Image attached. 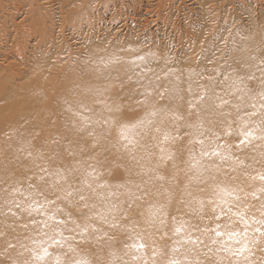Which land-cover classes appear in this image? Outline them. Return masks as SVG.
Masks as SVG:
<instances>
[{"label":"clouds","instance_id":"clouds-1","mask_svg":"<svg viewBox=\"0 0 264 264\" xmlns=\"http://www.w3.org/2000/svg\"><path fill=\"white\" fill-rule=\"evenodd\" d=\"M153 3L27 0L0 264H264V0Z\"/></svg>","mask_w":264,"mask_h":264},{"label":"rangeland","instance_id":"rangeland-1","mask_svg":"<svg viewBox=\"0 0 264 264\" xmlns=\"http://www.w3.org/2000/svg\"><path fill=\"white\" fill-rule=\"evenodd\" d=\"M128 3L131 5L130 17L144 19L147 16L148 0H142L144 7H140L136 0H128ZM172 6L168 5L167 7L171 8ZM153 7L157 10L153 13V17L157 14L163 17L166 10L163 0L160 2L154 0ZM180 7L183 9L184 5H180ZM137 23H139V19H137ZM39 24L40 18L36 14H28L27 0H11V3L0 5V41H2L0 42V71L13 63L12 56L15 53L9 47L12 43V37L22 33L27 27H38Z\"/></svg>","mask_w":264,"mask_h":264},{"label":"bare ground","instance_id":"bare-ground-1","mask_svg":"<svg viewBox=\"0 0 264 264\" xmlns=\"http://www.w3.org/2000/svg\"><path fill=\"white\" fill-rule=\"evenodd\" d=\"M3 89V85H0V90H2Z\"/></svg>","mask_w":264,"mask_h":264}]
</instances>
